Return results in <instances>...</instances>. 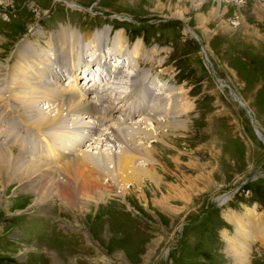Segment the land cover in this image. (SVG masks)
<instances>
[{"label": "rangeland", "instance_id": "rangeland-1", "mask_svg": "<svg viewBox=\"0 0 264 264\" xmlns=\"http://www.w3.org/2000/svg\"><path fill=\"white\" fill-rule=\"evenodd\" d=\"M213 7L218 8L214 17ZM67 27L80 43L74 50L90 42L88 54L123 53L124 62L134 61L132 69L123 67L131 76L120 83L112 78L110 93L115 97L109 99L115 105L105 110L107 117L97 127L105 130L116 115L138 114L120 109L123 101L117 98L119 90L132 92L136 82L139 107L149 111L150 120L142 114L134 119L141 123L114 125L122 128L117 132L120 144L115 143L132 149L127 165L139 162L144 169L139 180L126 168L111 170L124 154L111 141L93 144L101 139V130L95 125L86 129L83 119L72 124L70 119L80 115H63L62 127L43 129L41 138L0 111V144L10 146L12 140L14 152L23 159L39 158L44 136L52 142L53 136L59 141L66 134L75 137L65 144L74 155L84 150L108 154V169L98 162L96 170L85 171L99 173L92 179L104 181L100 190L111 194L85 210L69 209L49 185L37 181L47 196L38 203L19 181L6 187L0 183V264H264V141L258 138V132L264 138V0H0V63L13 67L5 84L0 77V97L7 87L27 86L18 78L33 62L46 73L69 77L64 70L60 73L68 58L53 55ZM85 33L91 36L88 40ZM68 43L65 39L61 44ZM22 45L31 46L39 60L20 59ZM73 56L76 69L87 68L84 56L74 51ZM106 62L115 61L110 56ZM29 75L30 81L40 77ZM65 77L59 79L63 85L72 79ZM45 105L40 108L48 112ZM16 110L24 113L20 106ZM156 120L169 124L158 126ZM146 123L154 128L143 129ZM141 140L150 147L144 153L138 147ZM20 143L27 147L24 155ZM223 197L227 200L216 205ZM247 213L258 224L255 231L250 226L251 239L237 230ZM242 244L248 246L246 254Z\"/></svg>", "mask_w": 264, "mask_h": 264}, {"label": "bare ground", "instance_id": "bare-ground-1", "mask_svg": "<svg viewBox=\"0 0 264 264\" xmlns=\"http://www.w3.org/2000/svg\"><path fill=\"white\" fill-rule=\"evenodd\" d=\"M217 14H218V8L213 7L211 9L210 16L212 15L214 17V16H217ZM176 15L182 18L183 12L178 11ZM63 30H66V32L63 33L62 37H60V41H59L60 44H57V49L54 48L55 52H53L54 53L53 55L54 57L58 56L60 58H63V57L68 58L69 63L66 66H63L62 68H60V73L63 70L66 73L68 71L73 72V79L71 80L70 85L64 86V85L58 84V81L53 82L52 80L57 79L59 75L57 73L50 74L51 72L46 73L45 70L39 69L38 67H36L37 65L36 62H33V64L31 65L32 68H30L27 65L25 67L26 70L22 69V73L18 78L22 82H24L27 86L25 87L16 86L15 88L12 87V89L7 87V90L5 92L6 95L4 98L2 96L3 94H1L0 111L5 113L4 116H9L10 121H12L14 117H16V119H19V124H25L32 131H36V133L39 136H41V138L43 136L42 135L43 129L54 128L55 125L56 126L58 125V127L59 125H61L62 127V124L64 121L63 115H71V114H74L75 116L80 115V119L75 118V117L70 119L71 121H75L72 124H76L77 121H81L83 119L81 121L83 124L84 123L86 124L87 122V125L86 126L84 125L86 129L92 128L90 125H95L94 127L98 129V131L101 130L99 133L100 135L99 137L101 139H96L97 142H93V144L95 143L102 144V142L104 141H107V142L111 141V143H113L112 146H114V149L118 148L124 154L123 159L121 160L117 159L113 161L112 165H110L111 170L113 168H122V169L126 168L128 169L127 170L128 174L132 175V178L138 179V180L141 179L140 174L144 169V167L141 166L142 163L141 164L139 162L137 164L134 163V166L133 165L130 166L126 164V162H128L127 156L128 154H130L129 152L132 149L128 147L126 151V149L124 150L122 146L119 145L120 139H119V134L117 132L121 131L122 128L120 126H116L117 127L116 129L114 128V125L120 124V123L121 124L125 123L126 125H129L130 122H133V121L134 123H141L142 121L137 122L134 119L142 114H145L144 118L148 117L149 111H147L146 109L143 110L142 108L139 107L141 103L136 94V86L133 85V84H137L136 82H133L131 85V88L133 90L132 92L128 93L127 91H125L123 94V91L119 90L117 98L119 100V103L123 101V104H121L120 109L126 107L133 111H137L138 114L135 115L134 118L132 116H129L130 114H127V113H125L124 116H121V117L120 116L117 117L116 115L115 119L112 122L113 124L111 123L105 126V130H102L101 129L102 127L101 128L97 127V124L99 123V121L107 117V113H105V110H107L108 107L115 105L109 99V98L115 97V96H112V93H110L112 92V90L110 89L112 77L115 79H119L116 82L120 83L124 79V77L127 76V74L131 76L132 73H129L127 70H125L126 68H123V67L124 66H126L127 68L134 67V63H133L134 61L132 62L131 59L126 58L124 62L123 56H120L124 54L120 52L122 54L118 55L117 53L118 58L114 59L115 62H111V63L106 62V59L108 57L110 58L111 55L109 54L106 55V53H104L103 51L102 52L100 51L97 54H93V55L87 53V51H89V47L88 48H85V47L88 46L87 44L90 42L85 43L86 45H84L83 48L82 46L78 47L80 50H74L75 45L80 46V43L77 42L78 41L77 37L76 36L74 37V34L69 27ZM189 31L191 32V30ZM83 35H84L83 36L84 40H88L91 37L90 34L85 33ZM57 39L58 38L56 37L55 41H57ZM65 39L68 40L70 43H68L69 45L65 44L64 46H62L61 43L64 42ZM60 46H62V48ZM73 51L77 55L84 56V59H83L84 64L86 63V61L88 62L85 65L87 66V68L84 70H81L82 73L79 69H76ZM18 52L20 54H17V55L20 56L19 57L20 59L22 57H29V58L32 57L34 60L37 61L39 60V57H40L39 54H36L34 52L31 46L27 47L25 45H22L19 47ZM152 53H153V50H152ZM102 58H104V61L101 62ZM92 60H93V64L91 65L89 61H92ZM124 63L126 64L124 65ZM94 64H97V66L94 67L93 66ZM9 70H10V73H12L13 67H10V69H8V68L3 67L2 64L0 63V72H2L0 73V77H2L3 79L2 80L3 84L6 83L5 79L8 77ZM76 70H79V71L77 72ZM35 72L36 74H40V77L36 79L35 81H30L32 78H30L29 80V76H30L29 74L31 73V74H34L35 76ZM80 74H82L81 77H80ZM132 77L133 79L135 78L134 75ZM82 78H84L83 82H81ZM131 81H132V78H131ZM152 83L148 87H151ZM155 87L156 86H154V90H157ZM108 91H109V94H108ZM155 92L158 93L157 91H154V93ZM90 94H92V96H89ZM165 96L167 97V101H168V99L172 97V92L169 91V93H166ZM42 98H44L45 100H43ZM155 99H160V98L155 97ZM184 99L186 100V98ZM154 102L156 104H159L158 100ZM41 103H47L48 107H50V110L48 109L47 105L45 106L47 110H49L48 112L50 113V115L46 114L47 111H45V109L40 108ZM119 103L118 105H120ZM167 103L168 102H166V104ZM184 104H185L184 110H186L188 102ZM17 106H20L23 109L24 111L23 114L17 112L16 110ZM179 106H183V105L179 104ZM150 115L152 116L153 114H149V116ZM109 117L112 118L111 116ZM146 119L150 120L148 118ZM157 120H156V123L158 124V126H161V125L168 126L167 124H169L168 120L166 122L163 121V124L159 123ZM146 124H147L145 125L146 127H143V129L150 130L154 128V127L148 128V126H151V124L149 123H146ZM54 130H57V128ZM14 131H16L15 128L11 127L10 135L13 133L15 134ZM153 131L157 133L155 129ZM63 132L66 133V130L63 129ZM2 133L4 132H1L0 135ZM91 134H96V130H95V133L92 132ZM66 135H62V139L66 138L65 141H62V139L58 141L57 140L58 137L56 139V137L53 136L52 142L51 140H49L47 137L44 136L45 139H42L43 145L40 144V149L38 150L39 158L35 160H31V158L30 160L23 159L17 153H15L12 140H10V146L6 145V142L1 143L0 144V183L5 185L6 187L13 180L19 181V183L21 184L20 186L22 188L26 190H32L34 192L33 194L36 197L35 201L38 203L39 202L42 203V201H45V199L47 198V196L44 195L43 190L40 188H43V186L46 187L48 185L49 186L47 188H49L50 192L52 193V190L50 189V187H52L53 190L57 193L56 195L59 196L63 204H65V206L69 209L78 207L79 209L85 210V207L88 204H90V202L94 203L95 205L102 203V201L106 199L105 196L110 194L107 191L100 190L101 187L104 185V181L103 183L102 181H98V180H95L94 182L92 177L97 178L96 176H99L100 174L99 173L95 174L93 172L92 174L91 172H89L90 170L87 172L85 170L86 169L96 170L97 165L95 166L94 164L98 162H100L101 164H105V160L109 158V155L107 154L106 156H103L100 150L97 152H91V153L90 152L88 153V151L86 150L84 151L81 150L82 153L80 155L76 154L77 155L76 156L72 153V148L71 150L69 149L71 147L70 145L69 147L68 145L65 146V144L69 140H73L75 137L72 136V137L67 138L69 134L67 137H64ZM258 135L262 138L261 132H258ZM6 137H4L5 138L4 140H6ZM91 139L93 140V136L90 138V140ZM23 141H26V139ZM124 141L126 142V140ZM115 142H119V144ZM144 143L145 142H143V140L138 141V147L140 150L143 151V153L147 148L150 149V147L146 146ZM20 144L22 145H20L19 153L23 154V152L26 151L25 149H27V147L26 145H24V143H20ZM76 144L77 143L74 142V146ZM56 147L59 149H57ZM21 149H22V152H21ZM60 157L64 158V160L60 161ZM57 164L59 166H57ZM91 164H92V168L90 167ZM105 166H106V169L109 168L107 162ZM83 173L85 176L83 175ZM111 178L114 179L116 177L115 175L114 176L112 175ZM37 181L43 186H41ZM72 185L77 188L78 195L73 194L74 187H72ZM77 202L78 204L75 205V203ZM244 216L245 217L242 219L243 222H240L242 230L239 225H238L237 230H238V233L240 232V235L242 233H249L248 238L251 239V237L253 238L252 234L254 232L250 233L248 231L250 230V226L252 223H253L252 225L253 231H255L256 225H258L257 223H255V221L257 220H255V218L251 220L252 218H250V215L248 213L245 214ZM245 218H247L248 220H246ZM261 223H262V231H261L262 235L260 239L264 240V225H263L264 222H260V224ZM242 249H243L244 254L248 252V246H245V244H242Z\"/></svg>", "mask_w": 264, "mask_h": 264}, {"label": "water", "instance_id": "water-1", "mask_svg": "<svg viewBox=\"0 0 264 264\" xmlns=\"http://www.w3.org/2000/svg\"><path fill=\"white\" fill-rule=\"evenodd\" d=\"M203 50H204V49H203ZM224 195H227V194H224ZM224 195H223V196H224ZM221 199H222V198H218V199L216 200V204H220ZM223 199H224V197H223ZM223 199H222V200H223ZM224 200L226 201V200H227V197H226ZM225 201H224V202H225Z\"/></svg>", "mask_w": 264, "mask_h": 264}]
</instances>
